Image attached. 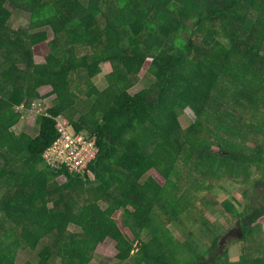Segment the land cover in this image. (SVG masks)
Instances as JSON below:
<instances>
[{
	"label": "trees",
	"instance_id": "1",
	"mask_svg": "<svg viewBox=\"0 0 264 264\" xmlns=\"http://www.w3.org/2000/svg\"><path fill=\"white\" fill-rule=\"evenodd\" d=\"M0 59V264H90L108 240L114 264H264V0H0ZM33 103L37 135L17 134ZM59 120L98 149L85 174L45 163ZM222 180L240 237L204 214Z\"/></svg>",
	"mask_w": 264,
	"mask_h": 264
},
{
	"label": "rangeland",
	"instance_id": "2",
	"mask_svg": "<svg viewBox=\"0 0 264 264\" xmlns=\"http://www.w3.org/2000/svg\"><path fill=\"white\" fill-rule=\"evenodd\" d=\"M29 15L20 12L15 11L12 13V22L10 23L11 29L17 30V29H23L27 28L29 25ZM51 39V38H50ZM48 52V47L46 45H41L35 50V55L33 60L35 62H43V56ZM1 63V59H0ZM108 67V65H102L101 70H105V68ZM110 68V66H109ZM111 70V68H110ZM149 81H151V77L147 76L144 81H139L129 92L134 95L141 91L142 89L146 88L149 85ZM97 84L100 86H105L106 80L105 78L98 79ZM78 78L75 77L73 79V84L78 85ZM82 86V85H81ZM84 86V85H83ZM87 87H83L82 93L79 92L78 97L80 98H86L85 92ZM40 93L42 95L43 103H47L48 107L52 106L54 97L53 94L50 92V88H43L40 90ZM92 99V98H91ZM89 100L90 103L92 100ZM5 105L2 103L0 104V107L3 108ZM74 109H76L74 107ZM72 109L68 110L67 113H70ZM84 113V112H83ZM79 111V116L83 114ZM237 113H240L245 118L248 115V112L243 110V108L240 110H237ZM36 112H31L30 115H24L23 120L21 121L22 124L16 127L14 130L17 134L21 132L27 131V129L30 128V130L36 126ZM77 119V118H76ZM195 121V115L192 113L190 109H186L183 111V114L179 118V122L183 129H186L189 127L192 123ZM28 132V131H27ZM234 194H237V187L231 183L229 180H222L220 184L214 185V188L211 191H207L204 194L206 202L204 203V214L205 217L208 218V220L215 224L220 231H226L227 229H232L231 231H235L236 227L234 226V221L224 212V208L221 206V202L226 200L230 201L231 196ZM264 221V220H263ZM170 231L172 234L179 238L184 239L186 238L184 233L178 228L177 225H171ZM235 236H232L230 240H232ZM206 244V243H205ZM224 250L226 247L231 248L234 247V241H228V243L224 246ZM117 251L115 248V244L113 241H106L104 245H101L100 248L97 250V254L100 256H95V258L91 261L90 264H114L116 263L115 257L117 256ZM17 264H24L27 261H34L36 258V252L30 251V250H21L17 254ZM122 264H133L132 261L127 260Z\"/></svg>",
	"mask_w": 264,
	"mask_h": 264
},
{
	"label": "built area",
	"instance_id": "3",
	"mask_svg": "<svg viewBox=\"0 0 264 264\" xmlns=\"http://www.w3.org/2000/svg\"><path fill=\"white\" fill-rule=\"evenodd\" d=\"M24 105L17 110L24 111ZM39 103H33L27 111L41 113ZM58 138L44 153L46 165L53 170L65 168L70 174H85L88 165L96 159L98 149L93 140H89L84 133H76L66 120L57 123Z\"/></svg>",
	"mask_w": 264,
	"mask_h": 264
},
{
	"label": "crops",
	"instance_id": "4",
	"mask_svg": "<svg viewBox=\"0 0 264 264\" xmlns=\"http://www.w3.org/2000/svg\"><path fill=\"white\" fill-rule=\"evenodd\" d=\"M109 72H110V68H109V65H108V67H106L105 70H102V73L100 74V76H98L97 80L100 79V78L104 79ZM95 85H98V84H96V81H95ZM100 87H101V90H103L105 88V86L104 87L100 86ZM81 103H82V105L78 108V110L81 111V112H85L87 110V108L89 107V105H90L89 104L90 101L85 98V99H82ZM75 120H76V118H75ZM37 133H38V128L37 127H33L31 132H30V134L32 136H35V135H37Z\"/></svg>",
	"mask_w": 264,
	"mask_h": 264
},
{
	"label": "flooded vegetation",
	"instance_id": "5",
	"mask_svg": "<svg viewBox=\"0 0 264 264\" xmlns=\"http://www.w3.org/2000/svg\"><path fill=\"white\" fill-rule=\"evenodd\" d=\"M232 233H233V234H237V233H238V231H237V230H235V232H234V231H232Z\"/></svg>",
	"mask_w": 264,
	"mask_h": 264
},
{
	"label": "water",
	"instance_id": "6",
	"mask_svg": "<svg viewBox=\"0 0 264 264\" xmlns=\"http://www.w3.org/2000/svg\"><path fill=\"white\" fill-rule=\"evenodd\" d=\"M238 232H239V231H238ZM230 233H231V232H230ZM230 233H229V234H230ZM238 234H239V237H240V236H241V233L239 232Z\"/></svg>",
	"mask_w": 264,
	"mask_h": 264
}]
</instances>
